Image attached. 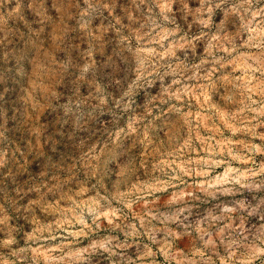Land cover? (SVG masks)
Here are the masks:
<instances>
[{
    "label": "clouds",
    "instance_id": "obj_1",
    "mask_svg": "<svg viewBox=\"0 0 264 264\" xmlns=\"http://www.w3.org/2000/svg\"><path fill=\"white\" fill-rule=\"evenodd\" d=\"M68 5L0 0V264H264V0Z\"/></svg>",
    "mask_w": 264,
    "mask_h": 264
},
{
    "label": "rangeland",
    "instance_id": "obj_2",
    "mask_svg": "<svg viewBox=\"0 0 264 264\" xmlns=\"http://www.w3.org/2000/svg\"><path fill=\"white\" fill-rule=\"evenodd\" d=\"M72 5V0H69V8ZM66 23V22H65ZM50 39L52 43L50 45L37 43L36 48V55L34 57V60L36 62H39L41 59V49H43V52L46 56H48L49 60L51 62H57L55 60L54 52L56 50H59L63 44L62 36H61V28L60 23L55 22L50 29ZM60 40L61 43H56V41ZM66 47V46H65ZM60 72L61 69L58 68H49L50 76L46 78V82H38L34 80H29V85L37 84L39 83V86L41 88V95L46 97L50 91H54L53 84L60 79ZM38 74V73H37ZM3 89L0 88V92H2ZM15 98V94H9L6 99L9 101H12ZM23 100V117L19 118L17 123L18 126L21 129V132H29V135L24 137L27 145L29 146V150L32 151L31 155H27L26 159L27 162L30 164L32 161L38 157L44 156L45 158L40 161L41 168L47 169L49 161L45 154L51 155L48 148L45 147L46 141L43 139H40L39 135L33 136L31 132L35 131L37 133H40L43 131V125L47 123V121L41 119L44 110L46 109L47 101L46 99H37L36 96L32 95L31 91L28 92L27 95L22 96ZM38 104L39 105V115L34 112L30 107H28L29 104ZM11 114V113H9ZM49 137H51V134H49ZM23 147V145H22ZM68 165H72V160L68 159ZM31 171H39V169H32ZM23 179H28L27 176L23 177Z\"/></svg>",
    "mask_w": 264,
    "mask_h": 264
}]
</instances>
